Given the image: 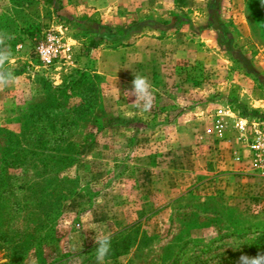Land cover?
<instances>
[{
  "label": "rangeland",
  "instance_id": "obj_1",
  "mask_svg": "<svg viewBox=\"0 0 264 264\" xmlns=\"http://www.w3.org/2000/svg\"><path fill=\"white\" fill-rule=\"evenodd\" d=\"M57 1L0 0L16 78L0 118V264H98L106 233L104 264L264 253V177L247 149L264 121V46L246 14L264 23V0H148L153 53L123 76L91 73L80 57L95 52L74 47L88 29ZM128 25L113 31L142 32ZM48 31L63 46L46 68L34 46ZM137 74L153 86L148 112L124 95Z\"/></svg>",
  "mask_w": 264,
  "mask_h": 264
},
{
  "label": "crops",
  "instance_id": "obj_2",
  "mask_svg": "<svg viewBox=\"0 0 264 264\" xmlns=\"http://www.w3.org/2000/svg\"><path fill=\"white\" fill-rule=\"evenodd\" d=\"M60 4H63L60 11L65 15V21L66 19L81 21L82 25L88 29L84 33L83 39L81 38L80 44L78 43L74 47L81 46L82 49L86 48L95 52V60L88 61L83 54L80 57V60L87 64L91 73L123 76L130 72L141 58L146 59L153 53L152 29L149 31L147 25L152 24L148 18H153L154 14L150 10L148 0H63ZM119 6L121 8H118ZM119 9L127 12L120 15ZM164 14L168 15L169 12L166 11ZM139 18L146 19L145 27L138 24ZM126 21H128L129 28L126 27L127 29L124 31L138 32L141 29L142 32H138L139 35L135 34L132 39L131 36L121 37L116 31H113V26L121 25ZM96 28L98 29L94 33L93 29ZM89 42L95 43L93 49L88 48ZM89 54L91 53L88 52ZM55 70L57 68H54L53 71L55 72ZM6 85L0 88V118H7L9 115V111L4 108L6 97L9 94L6 92Z\"/></svg>",
  "mask_w": 264,
  "mask_h": 264
},
{
  "label": "clouds",
  "instance_id": "obj_3",
  "mask_svg": "<svg viewBox=\"0 0 264 264\" xmlns=\"http://www.w3.org/2000/svg\"><path fill=\"white\" fill-rule=\"evenodd\" d=\"M4 43L3 36H0V44ZM10 53L6 50H0V88L6 84L13 82L16 78L12 76L11 72L4 70L5 62L9 59ZM115 86V85H114ZM119 97V89L115 86ZM126 98H134L131 104L136 107H141L142 111L148 112L154 106V92L153 86L146 76L137 74L132 80V87L124 93ZM95 243L97 245V262L104 264L105 257L111 250V233H106L103 236L96 237ZM239 264H264V253H258L255 257L241 255Z\"/></svg>",
  "mask_w": 264,
  "mask_h": 264
},
{
  "label": "built area",
  "instance_id": "obj_4",
  "mask_svg": "<svg viewBox=\"0 0 264 264\" xmlns=\"http://www.w3.org/2000/svg\"><path fill=\"white\" fill-rule=\"evenodd\" d=\"M60 39L58 33L48 31L41 41L35 44L34 53L43 67H50L56 61L63 46ZM250 126L251 134L247 149L251 166L264 177V121H252Z\"/></svg>",
  "mask_w": 264,
  "mask_h": 264
},
{
  "label": "trees",
  "instance_id": "obj_5",
  "mask_svg": "<svg viewBox=\"0 0 264 264\" xmlns=\"http://www.w3.org/2000/svg\"><path fill=\"white\" fill-rule=\"evenodd\" d=\"M43 2L47 5H50L52 3H57V9H59V4H58V1L57 0H43ZM248 10V7L246 8V11ZM247 14V19L249 20V23L251 24V26L253 27L254 31L257 33V37H258V40L259 42L264 46V38L262 37V34H264V23H259V22H254V20H251L250 18V15L248 14V12H246ZM258 18L257 20L259 21L261 18H260V15H257ZM252 17V16H251ZM263 27V28H262ZM95 47V43L94 42H89L88 44V48H94ZM84 56H88V51H86L85 53H83ZM84 73H89L87 70H84V71H79L78 72V77H82V76H85V77H88V74H84ZM93 77V76H91ZM72 79V78H71ZM79 80H70L69 82H67V84L69 83L70 84V87H72L75 83H78ZM67 86V85H66ZM66 86L64 88H66ZM67 86V88H70Z\"/></svg>",
  "mask_w": 264,
  "mask_h": 264
}]
</instances>
